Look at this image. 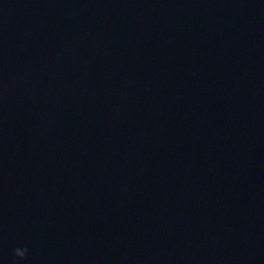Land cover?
Returning <instances> with one entry per match:
<instances>
[{
    "label": "water",
    "instance_id": "1",
    "mask_svg": "<svg viewBox=\"0 0 264 264\" xmlns=\"http://www.w3.org/2000/svg\"><path fill=\"white\" fill-rule=\"evenodd\" d=\"M0 264H264V0H0Z\"/></svg>",
    "mask_w": 264,
    "mask_h": 264
},
{
    "label": "clouds",
    "instance_id": "2",
    "mask_svg": "<svg viewBox=\"0 0 264 264\" xmlns=\"http://www.w3.org/2000/svg\"><path fill=\"white\" fill-rule=\"evenodd\" d=\"M27 255H28V249L26 247L25 248H16L14 250V256H15L17 261H21V260L26 259Z\"/></svg>",
    "mask_w": 264,
    "mask_h": 264
}]
</instances>
